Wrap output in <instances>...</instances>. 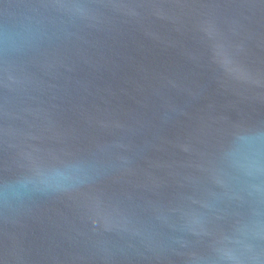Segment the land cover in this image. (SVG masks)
<instances>
[{
	"label": "water",
	"instance_id": "95a60500",
	"mask_svg": "<svg viewBox=\"0 0 264 264\" xmlns=\"http://www.w3.org/2000/svg\"><path fill=\"white\" fill-rule=\"evenodd\" d=\"M257 134L264 0H0V264H264Z\"/></svg>",
	"mask_w": 264,
	"mask_h": 264
},
{
	"label": "clouds",
	"instance_id": "9594fccd",
	"mask_svg": "<svg viewBox=\"0 0 264 264\" xmlns=\"http://www.w3.org/2000/svg\"><path fill=\"white\" fill-rule=\"evenodd\" d=\"M236 163L245 169L259 170L264 167V139L258 134L246 139L243 143L236 145L233 150ZM73 177L64 171H53L41 178V182L46 186L62 187L70 184ZM31 181H21L10 185L8 191L18 194L27 187Z\"/></svg>",
	"mask_w": 264,
	"mask_h": 264
}]
</instances>
